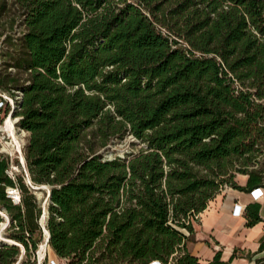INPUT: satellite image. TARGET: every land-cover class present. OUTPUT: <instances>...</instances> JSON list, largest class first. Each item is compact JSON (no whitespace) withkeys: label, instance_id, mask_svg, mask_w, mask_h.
<instances>
[{"label":"trees","instance_id":"trees-1","mask_svg":"<svg viewBox=\"0 0 264 264\" xmlns=\"http://www.w3.org/2000/svg\"><path fill=\"white\" fill-rule=\"evenodd\" d=\"M4 21L0 110L2 94L15 97L28 134L20 172L0 153V211L20 243L0 238V264H37L44 209L31 184L50 188L44 225L63 264L257 263L236 249L203 262L188 243L220 185L264 187L252 164L264 141V0H0ZM126 134L144 146L104 158ZM261 207H245L247 226L264 221Z\"/></svg>","mask_w":264,"mask_h":264},{"label":"rangeland","instance_id":"rangeland-1","mask_svg":"<svg viewBox=\"0 0 264 264\" xmlns=\"http://www.w3.org/2000/svg\"><path fill=\"white\" fill-rule=\"evenodd\" d=\"M5 22V23H4ZM2 24H0V36L3 33H7L8 31V23L4 21ZM0 38V45L2 44ZM5 65L3 57L0 56V73H5ZM236 84L239 85V83L236 81ZM2 97L6 98L8 101V104L10 105L7 113H5L3 110H0V153H4L6 155H9L11 157V165L9 169V174H13L16 172H20L24 168V144L26 142L27 138V131L21 129L17 126L16 122L18 121L19 117L15 116L13 113L14 105H15V97H12L11 95L2 94ZM259 102H262L264 104V99H257ZM8 120L13 123V127L8 126ZM11 127V128H10ZM13 128V129H12ZM12 130V131H11ZM17 139H16V138ZM144 142L138 141L132 134H126L122 139H119L118 137H112L110 140V143L107 145L106 148H103L101 150V154L104 158H114L115 156L123 157L126 154L130 152H136L139 150L140 147L144 146ZM256 156H254L252 164L257 167L260 170L264 171V141L259 144V150L256 152ZM246 174L237 172L235 181L238 183H241L244 181ZM32 187V186H31ZM47 188L45 187L43 189L39 190H33L34 193H36V196L38 197V201L40 202L43 209H47V202L49 200L48 198V192ZM238 189H235L231 187L229 184L224 183L220 185V189L215 193L214 197L208 202L210 205V212L208 213H199L197 216H194L193 218V225L194 229L197 231H206L207 228L210 226H221V221L218 220V214H220L224 208L225 201L227 200L228 196L232 194V192L237 191ZM38 191V192H37ZM46 192V193H45ZM18 196H20V193L15 192ZM17 200L16 198H14ZM18 201V200H17ZM46 201V202H45ZM242 205V204H241ZM243 206V205H242ZM43 215V214H42ZM45 217L41 216L40 218V224L43 226V229L45 227ZM3 221L7 222V219L4 218ZM3 221H0V231L2 230V233L4 236L6 235V225H3ZM204 228V229H203ZM203 229V230H201ZM45 235V230H44ZM193 233L190 234V243H188L189 247L191 249H195L196 247L193 243L194 237ZM45 243V239L42 240V242L39 244L38 250L35 251V255L31 254V259L34 260V258H37V264H50L52 261H54L57 264H63L64 259H60L55 255L52 248L49 246H45V248L42 250V246ZM209 243L217 245V239L215 236H210ZM42 253V255H41ZM240 253H238L239 256ZM244 255L250 256L252 255V258H257L256 264H264V251L254 255V253L251 252H244ZM27 257L24 256L23 259L16 262V264H22L24 260H26ZM163 263V262H162ZM128 264V263H126ZM236 264H254L253 261H247L246 259H238Z\"/></svg>","mask_w":264,"mask_h":264},{"label":"crops","instance_id":"crops-1","mask_svg":"<svg viewBox=\"0 0 264 264\" xmlns=\"http://www.w3.org/2000/svg\"><path fill=\"white\" fill-rule=\"evenodd\" d=\"M244 176L245 179L240 184H245L247 175ZM253 201L256 200L252 198L248 191L238 189L232 192L224 202L225 205L222 212L220 214L217 213L221 226L209 225L206 231L203 230L204 228L201 229L203 231L194 230L193 237L195 239L193 243L196 247L191 249L188 245L189 251L198 256L203 262L213 259L217 250H221L222 258L225 260L230 258L234 253V249H236L237 254L240 253L239 255H244L245 251L247 253H255L260 241L264 239V221H259L254 226L249 227L246 225L247 219L244 212L243 214L234 213L237 203L246 207ZM257 201L262 204L260 214L264 218V197L257 199ZM210 209L209 205L203 212L206 214L211 211ZM210 236H215L217 245L209 243ZM238 259L249 261L247 258L239 256L233 260V263L236 264Z\"/></svg>","mask_w":264,"mask_h":264},{"label":"built area","instance_id":"built-area-1","mask_svg":"<svg viewBox=\"0 0 264 264\" xmlns=\"http://www.w3.org/2000/svg\"><path fill=\"white\" fill-rule=\"evenodd\" d=\"M0 105H1V102H0ZM9 195L12 196L13 198H16L18 200V198L20 199V196L17 197V195H15L17 192V189L15 188H11L7 190ZM252 198H254L255 200L261 198V197H264V187H258V188H255L253 189L252 192H250ZM244 209H245V206H242L241 204H238L235 206V214H243L244 212ZM50 264H57L55 263L54 261H52ZM148 264H164L162 263L159 259L158 260H153L151 262H149Z\"/></svg>","mask_w":264,"mask_h":264},{"label":"water","instance_id":"water-1","mask_svg":"<svg viewBox=\"0 0 264 264\" xmlns=\"http://www.w3.org/2000/svg\"><path fill=\"white\" fill-rule=\"evenodd\" d=\"M24 159V158H23ZM25 161V160H24ZM25 165H26V161L24 162V167H25ZM29 181H31V179L29 178ZM31 186H32V188L34 189V190H39V189H43V188H45V187H47L45 184H43L42 186L41 185H33V184H31ZM47 192H48V198H50V194H51V192H50V188L48 187L47 188ZM18 200H19V198H18ZM1 212V211H0ZM2 213V212H1ZM46 214H47V209H44V212H43V215H42V217H44V216H46ZM2 215H4L5 216V214H3L2 213ZM6 217V219H7V223H8V221H9V219H8V217L7 216H5ZM44 230H45V241H46V243H48L49 244V230L47 229L46 230V226L44 227ZM2 232V231H1ZM0 238H1V235H0ZM2 239V238H1ZM4 240V239H3Z\"/></svg>","mask_w":264,"mask_h":264},{"label":"bare ground","instance_id":"bare-ground-1","mask_svg":"<svg viewBox=\"0 0 264 264\" xmlns=\"http://www.w3.org/2000/svg\"><path fill=\"white\" fill-rule=\"evenodd\" d=\"M13 125V123L12 122H10L9 120H8V126H11V127H13L12 126ZM10 127V128H11ZM13 129V128H12ZM12 131V130H11ZM16 138V137H15ZM17 139V138H16ZM10 190H11V188H9ZM13 189V188H12ZM40 191V190H39ZM38 192V191H37ZM46 193V192H45ZM38 198V197H37ZM46 202V201H45ZM48 203V202H47ZM2 211V213L3 214H5V216H7V214L3 211V210H1ZM8 217V216H7ZM44 218V217H43ZM3 225H6L7 224V222L6 221H4L3 223H2ZM7 226V225H6ZM46 230H47V228H46ZM2 231V230H1ZM0 231V235H1V238L2 239H4L5 241H7V242H9V243H19V242H17L16 240H14L13 238L11 239V238H8L7 236H4L3 235V233ZM20 244V243H19ZM48 245V243H46V241H45V243H44V245L42 246V250L45 248V246H47ZM41 255H42V253H41Z\"/></svg>","mask_w":264,"mask_h":264}]
</instances>
